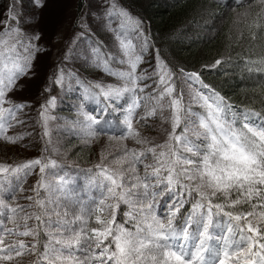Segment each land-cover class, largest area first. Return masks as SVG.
I'll return each instance as SVG.
<instances>
[{
    "label": "snow or ice",
    "instance_id": "1",
    "mask_svg": "<svg viewBox=\"0 0 264 264\" xmlns=\"http://www.w3.org/2000/svg\"><path fill=\"white\" fill-rule=\"evenodd\" d=\"M233 23L251 39L264 33V0ZM101 27L115 34L111 51L94 38ZM243 35L237 28L230 39ZM230 60L195 68L168 59L120 0H5L0 140L23 147L18 126L37 111L44 147L0 162L10 176L0 181V264H264V110L234 105L203 78ZM78 61L115 82L82 81ZM252 63L264 71V57ZM73 84L82 88L73 122L80 146L98 151L88 170L96 194L83 200L61 196L68 181L52 155L62 146L49 128L62 100L53 93ZM153 127L156 136L147 134ZM35 169L40 178L25 189Z\"/></svg>",
    "mask_w": 264,
    "mask_h": 264
},
{
    "label": "trees",
    "instance_id": "2",
    "mask_svg": "<svg viewBox=\"0 0 264 264\" xmlns=\"http://www.w3.org/2000/svg\"><path fill=\"white\" fill-rule=\"evenodd\" d=\"M4 2L5 0H0V9ZM258 2L259 0H120L133 15L145 19L156 46L168 59L186 67L199 68L201 64H210L221 56H231L229 62L222 61V65L215 69H204L203 78L234 105L261 111L264 110V71H257L258 65L252 61L264 57V33L258 31L256 38L251 39L243 24L233 23L235 13L248 5H252L255 11ZM237 28L244 33L239 41L230 39ZM82 81L90 80L83 77ZM86 86L85 83L84 87ZM58 92L57 89L53 94L57 95ZM79 98L80 95L75 94L72 101ZM86 106L91 110L97 109L95 103H88ZM116 115L109 113L108 118L116 119ZM71 146L73 149L69 153L70 157L79 163L86 162L87 152L80 150L81 147Z\"/></svg>",
    "mask_w": 264,
    "mask_h": 264
},
{
    "label": "rangeland",
    "instance_id": "3",
    "mask_svg": "<svg viewBox=\"0 0 264 264\" xmlns=\"http://www.w3.org/2000/svg\"><path fill=\"white\" fill-rule=\"evenodd\" d=\"M111 28H117L119 26L118 20H112L109 22ZM95 39L102 41L104 45L109 47L102 49L103 51H111L116 47L115 34L112 32H106L103 27L99 30L94 29ZM125 35L128 33L125 31ZM133 44L136 43V37L134 35L130 36ZM82 65V61H78L75 64V68L79 69L81 80L83 77L89 78L90 81H101L104 83L115 82V78L97 69L89 64ZM115 67H120V65L113 64ZM73 84L70 91L58 94L62 97L58 99L57 106L53 109L49 115L55 117L49 121V128L54 145L62 146L59 153H54L52 155L53 159H59L63 162L64 172L61 175H65V179L68 181L65 186V190L61 193V196H76L80 199H86L90 196L96 194L94 186L90 183L91 176L89 175V168L98 162V151L94 150L92 146L81 147V134L78 126L74 125V120L76 118V112L74 106L77 104L78 100H73L75 94L81 96L82 88ZM64 106V107H63ZM87 110L93 111L86 106ZM116 113L118 115H116ZM115 115L119 118V113L116 112ZM114 119V118H112ZM42 117L38 115L37 111H31L25 118V124L22 128L18 126L20 132H25L24 146H13L10 143L0 140V162H19L22 160H27L40 156L43 152L44 141L41 139L42 130L40 127V122ZM158 129L153 127L151 130H147V134L150 136H156ZM74 140V141H71ZM71 142V143H70ZM72 145L76 147H81L80 150L86 151L88 156L85 160L86 162H76L70 156V151L73 149ZM131 146V145H130ZM67 152L65 156L63 153ZM45 156L48 153H43ZM81 166V167H76ZM10 176L0 174V181L9 179ZM40 178V173L38 169L33 170L29 175L22 178V183L25 189L33 186L36 181ZM51 176H46V180H53ZM59 183V181H54ZM23 202V201H21ZM125 227H129L125 224Z\"/></svg>",
    "mask_w": 264,
    "mask_h": 264
}]
</instances>
